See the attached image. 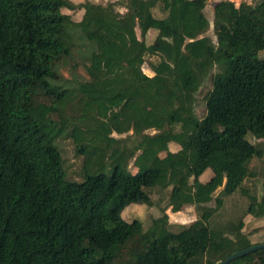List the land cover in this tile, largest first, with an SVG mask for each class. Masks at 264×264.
<instances>
[{
    "label": "trees",
    "instance_id": "trees-1",
    "mask_svg": "<svg viewBox=\"0 0 264 264\" xmlns=\"http://www.w3.org/2000/svg\"><path fill=\"white\" fill-rule=\"evenodd\" d=\"M208 3L217 43L203 36ZM263 50L264 0H0V264H110L127 246L124 264H217L261 243L243 219H211L239 190L245 214L264 217V194L243 187L264 155L248 138H264ZM76 52L83 78L61 72ZM147 56L157 57L153 75ZM60 138L83 155L80 180L68 176ZM154 188L168 192L167 208L191 204L198 218L179 231L167 208L147 228L126 220L130 204L153 205ZM258 254L264 264V248L229 264Z\"/></svg>",
    "mask_w": 264,
    "mask_h": 264
},
{
    "label": "rangeland",
    "instance_id": "rangeland-1",
    "mask_svg": "<svg viewBox=\"0 0 264 264\" xmlns=\"http://www.w3.org/2000/svg\"><path fill=\"white\" fill-rule=\"evenodd\" d=\"M76 3L84 2L86 0H74ZM96 3L100 4H108L109 2L117 1V0H91ZM65 12L72 13V16L74 19H80L82 17V11L77 9L74 12L69 11L68 9H63ZM115 10L118 12H125L126 8L122 4H116ZM162 11L156 9V14L159 16H162ZM205 13L208 19L210 20V28L209 30L203 34L208 35L212 38V40L217 43V36L215 33V28H214V13H213V5L210 3L207 4L205 8ZM138 35L140 36V30L138 29ZM157 31V30H155ZM156 34H151L148 38V40L152 41L155 39ZM261 57H264V50L259 53ZM150 61H157L156 56H147V63L144 64V70L146 73L149 75H153V71L150 68ZM85 60L83 59V56L80 55V53L76 52L74 58L72 61H69L68 63L61 64V72L69 78L72 77H80L83 78L85 77ZM212 86V81L208 77L204 80L202 86L200 87L199 91L196 94L197 98V103H196V114L199 117H202L205 112H206V104H205V96L209 89ZM41 96L40 100L43 102H48L51 103L52 101V95H44L43 94V89L41 90ZM76 113H80V110L77 109ZM51 116H53L56 119H59V116L57 113H52ZM151 133L155 132L154 129L150 130ZM119 136L117 133H113L112 136ZM121 137H126V134L121 135ZM249 140L252 141L253 143H256L258 145L264 146V138H256L253 135L249 134L248 136ZM59 145L62 148V153L64 156V164L68 173V176L73 179H81L80 176V168L82 165V160H83V155L79 154L76 149H75V143L71 139L67 138H60L58 141ZM133 161L132 159L130 161V168L131 170H134L133 167ZM209 173L212 175H215L217 172L220 171V168H210ZM251 173L252 175L249 176L245 182H244V188H246L251 194L256 195L258 198H261L262 195L264 194V155L261 158H254L253 161L251 162ZM222 187L218 188L215 192V195L221 191ZM152 199H153V205H147L143 203H134L132 205H129L126 207L123 211V214L127 217L128 219L133 220L135 218L141 219L144 224V228H147L149 224H151L152 220L155 218V216H161L163 214V211L168 207V192L154 188L151 191ZM225 203L221 207V209L214 214L212 217V226H219L222 227L223 223L221 222H226L227 220H231L234 216L236 219V223H238L241 219H244L245 210L247 208V204H249V198L247 194L242 193L241 190L237 191V193L230 198L225 197ZM211 205H215L216 202L215 200H212L210 203ZM189 206H193L191 204H188ZM168 209V208H167ZM190 211L194 210V207H191L189 209ZM172 212V211H171ZM242 218H241V214ZM133 215V216H132ZM131 216V217H130ZM238 216V218H237ZM240 216V217H239ZM250 216L247 221V228L246 232L250 235V239L252 242L256 243L258 240L263 243L264 242V217H262L261 222L259 225L254 224V220H256L255 217ZM171 221H174L173 216L170 217ZM229 218V219H228ZM169 219V221H170ZM244 221V220H243ZM257 221V220H256ZM172 224V223H171ZM246 225V223L244 222ZM184 227V225H178L176 224L175 226L170 225V229L173 231H179ZM228 235H235L234 233H229ZM234 237V236H233ZM148 247L146 246L145 250ZM121 255L117 257L113 262L110 264H124L123 259L124 258H129V248L124 247V249L120 252ZM260 257V254L255 255L256 260H254V264H258V259Z\"/></svg>",
    "mask_w": 264,
    "mask_h": 264
},
{
    "label": "crops",
    "instance_id": "crops-1",
    "mask_svg": "<svg viewBox=\"0 0 264 264\" xmlns=\"http://www.w3.org/2000/svg\"><path fill=\"white\" fill-rule=\"evenodd\" d=\"M210 168H208L201 176H200V180L203 181V182H206V181H209L211 178H212V174L209 173ZM215 195V193H214ZM216 196V195H215ZM211 203V202H210ZM132 205V204H130ZM211 205V204H210ZM191 207H194L193 206H189V205H186L182 208V210H179V211H172L171 208L169 207L166 211L170 217V213H171V216H173L174 218V221L172 222L171 219H170V225L172 226H175L176 224L178 225H188L189 223H192L193 221H195L197 218H198V214L194 208V210L190 211L189 209H191ZM172 211V212H171ZM123 214V213H122ZM133 216V215H132ZM250 214H247L244 216V222L246 223V225L244 226L243 228V231L246 230L247 228V224L249 221L248 218H250ZM123 217L126 219V220H129L131 221L130 219H128L129 217L125 216L123 214ZM131 217V216H130ZM158 217V216H155V218ZM253 217V216H252ZM251 217V218H252ZM256 220H254V224L256 225H259V223L261 222V218H258V217H255ZM172 223V224H171Z\"/></svg>",
    "mask_w": 264,
    "mask_h": 264
},
{
    "label": "water",
    "instance_id": "water-1",
    "mask_svg": "<svg viewBox=\"0 0 264 264\" xmlns=\"http://www.w3.org/2000/svg\"><path fill=\"white\" fill-rule=\"evenodd\" d=\"M264 248V242L263 243H257V244H254L250 247H247L245 249H242V250H238L234 253H232L231 255L227 256L225 259L221 260L219 263L217 264H229L231 261L239 258V257H242L248 253H251L253 251H256L258 249H262Z\"/></svg>",
    "mask_w": 264,
    "mask_h": 264
},
{
    "label": "built area",
    "instance_id": "built-area-1",
    "mask_svg": "<svg viewBox=\"0 0 264 264\" xmlns=\"http://www.w3.org/2000/svg\"><path fill=\"white\" fill-rule=\"evenodd\" d=\"M219 1V0H216ZM230 2H233L235 4V6L239 7L242 3H252L255 0H228Z\"/></svg>",
    "mask_w": 264,
    "mask_h": 264
}]
</instances>
